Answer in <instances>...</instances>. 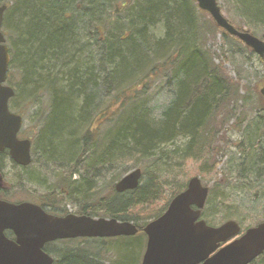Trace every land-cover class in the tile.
Wrapping results in <instances>:
<instances>
[{
    "label": "trees",
    "instance_id": "16d2710c",
    "mask_svg": "<svg viewBox=\"0 0 264 264\" xmlns=\"http://www.w3.org/2000/svg\"><path fill=\"white\" fill-rule=\"evenodd\" d=\"M225 1L253 34L264 31V0ZM195 3L0 0V7L7 6L3 30L6 26L10 75L12 79H25L23 86L17 83L15 87L12 110L18 113L17 100L22 104L25 100L30 108L40 99L32 93L43 88L49 101L38 126L41 156L49 162L75 161L74 168L88 163L83 175L73 169L62 175L54 192L42 202L49 213L57 214L54 209L65 207L67 198L72 197L73 203L84 204L78 215L134 222L140 229L138 235L146 238L142 229L163 215L186 184L175 187L165 204L141 218L140 223L139 209L146 212L163 196L159 189L150 187V181L142 185L143 179L153 180V174L144 170L141 184L134 191L119 194L114 185L112 195L100 197L101 190L97 191L99 180L106 174L103 171H110L115 161L133 156L155 158L156 164L165 166L162 172L176 167L179 161H192L199 164L200 174L213 175L216 184L211 190L215 193L220 184L221 161L217 156L224 154L215 149L216 142L223 141L224 133L233 129L245 131L243 141L247 139V143L235 147L241 155L239 161L233 155L229 163L241 168L236 179L247 189L250 180L256 178L257 192L264 189V157L258 152L264 137V101L258 92L264 78L256 88L247 87V94H242L241 80H233L225 71L231 59L225 58L224 50L231 42L242 45L240 40L218 28ZM241 50L246 61L253 56L245 48ZM18 70L20 77L16 75ZM161 80L169 86L170 98L160 121L155 122L150 119L154 110L148 108L149 95ZM112 92L115 95L106 109L97 110ZM250 103L255 106L252 118L248 110L247 115L244 112ZM244 125L257 133L262 131L260 138H247ZM107 126L110 128L106 131ZM46 128L49 130L44 134ZM101 142L105 144L102 148ZM76 174L81 183L71 186L70 194L65 188ZM72 193L79 194L73 197ZM66 214V209L58 213ZM220 214L223 222L238 217L225 210ZM85 262L72 255L64 264Z\"/></svg>",
    "mask_w": 264,
    "mask_h": 264
},
{
    "label": "water",
    "instance_id": "95a60500",
    "mask_svg": "<svg viewBox=\"0 0 264 264\" xmlns=\"http://www.w3.org/2000/svg\"><path fill=\"white\" fill-rule=\"evenodd\" d=\"M196 2L218 28L238 38L264 62V41L249 28L237 29L218 0ZM6 10V5L0 7V152L9 150L16 163L28 166L31 142L19 139L23 119L9 109L15 92L6 85L10 66L9 49L2 32ZM260 97L264 101V85ZM142 177L141 169L134 170L115 189L118 193L136 190ZM208 197L209 188L201 179L191 178L167 211L143 229L147 246L142 264H251L264 254V223L235 239L241 233L236 221L212 227L201 219ZM7 229L15 233L16 241L5 238L3 232ZM138 232L137 226L128 221L72 214L58 217L33 204L16 206L0 200V264H53L54 260L43 251L48 243L77 238L131 237Z\"/></svg>",
    "mask_w": 264,
    "mask_h": 264
},
{
    "label": "rangeland",
    "instance_id": "374dc122",
    "mask_svg": "<svg viewBox=\"0 0 264 264\" xmlns=\"http://www.w3.org/2000/svg\"><path fill=\"white\" fill-rule=\"evenodd\" d=\"M218 1L219 6L223 10L224 14L236 28H248L243 24L242 20L239 18V16H237V13L231 8L228 2H226L225 0ZM195 6H197L196 3ZM80 9L85 8L81 6ZM6 31L7 28L5 26L3 32ZM254 35L262 39L264 31H258L257 33H254ZM218 40L220 41L219 37ZM241 48H245L247 50V48L244 47L243 44L240 45L234 42L228 43V45L224 48L225 58L229 57L231 59V63H226L225 71L233 80H241L242 94L245 95L247 94V87L256 88V85H258V83L263 80L264 62L261 60L263 62L261 63L260 58L253 53V56H251V58L247 59L246 61V58L240 55V52H242ZM215 52L219 54L220 50L218 48H215ZM248 53L250 54L251 52L248 51ZM216 63H218V61H216ZM20 73V70H18L16 75L20 77ZM17 83H20L19 79H13V84L15 86H18ZM263 85L264 83L262 84V86ZM169 90V86L166 87V81L161 80L156 83L155 87L149 95L150 106L148 108L154 110L150 119L155 122L160 121L162 111L169 101ZM114 95V92L107 94L106 97H104L102 106L97 110L106 109L107 105L109 104V99ZM48 101L49 99L47 95H43L42 97H40V100H37L36 103L39 102V105H42L41 109L40 106L36 103L30 108H27L23 106V104L21 103L22 101L18 102L17 100L15 102V104H19L17 105V108H19L17 110L18 114H20L24 118L22 137L30 139L32 142L34 141L32 149L33 163L27 171L20 169L14 170L12 164H9L10 167L8 169H10L11 171H6V179H8L9 183L8 188H12L13 190L7 197L10 200H21L25 198L42 203L43 201H45L48 194L54 192V187L62 181L61 177L62 175L65 176L67 170H77L80 175H83L82 173L87 172L86 164L88 163H85V165L81 163L78 167L74 168L73 165L75 164V161L49 162L47 160H44L41 156L42 152L40 150V142L38 141V126L43 122V119L46 115V112H44V110L48 106ZM248 106L250 107L244 109V112L247 115L248 110L250 112L248 116L249 118H252L255 115V106L253 103H250ZM245 126L246 125H244V129L247 130V138L252 136H258L260 138V134L262 131L259 130V132L257 133L255 128L249 129ZM106 128L107 131L110 127L107 126ZM48 130L49 128L44 129L45 133H43L46 134ZM82 133H84V130L82 131ZM78 134H80V132L77 133V135ZM244 139L245 131L238 132L233 129V131H226L224 133L223 141L216 142L215 149L222 151L224 154L217 156V160L221 161V165L218 168V182L220 184L217 187L218 189L216 188L217 190L215 191V193L211 190L216 184L213 175L200 174L199 164L196 162L189 161L184 163L183 161H179L177 162L178 164H176V167L172 166L173 168H171V170H165L164 172H162L165 166L156 164L155 158L146 159L139 156L128 157L122 160L119 159L118 161L114 162L113 168H111L110 171H103V173L106 174L102 177L101 180H99L97 192L101 190L100 197L109 194L112 195L111 187H113L117 182L121 181L128 173L137 169H141L142 171L148 170L149 175L153 174V180L149 178L143 179L142 185H145L150 181V187L153 189H159L161 193H163V196L159 201H157L150 207H147V209L149 210H147L146 212L144 210L143 213V210L139 209V221L140 223H142V219L144 217L153 212V210L157 211L165 204L166 199H169V197L172 195V190H174L175 187L181 186V184H186L187 186L191 178L199 177L203 185L208 187L210 190L208 200L212 199L211 203L210 201H208V203L206 204L203 210L202 219L208 225L212 227H218L228 221L227 220L223 222V217L220 213H223L224 210L225 212H233L238 217H232L229 219V221H236L241 225L243 232H245L248 229L255 228L258 225L264 223V189H261V191L257 192V188L255 186L256 178L250 180L251 189L249 187H247V189H243L241 187L242 182L239 179H236V175L241 169L240 166H231L229 164L233 155L235 156V159H238V161L241 158V155L237 154L235 147L236 145L247 143V139L243 141ZM34 143L36 144V146L34 145ZM70 145L71 143L69 144V146ZM179 145L183 146L182 143ZM100 146L102 148L105 146V144L101 142ZM173 151H175V149H173ZM258 152L264 157V137L259 143ZM1 159H6V157H2ZM245 160L246 159H244V162H246ZM79 174H76L72 179L73 183L69 184V187L67 189L65 188V190L70 194L71 192H73L71 191L70 187L74 185L77 186L81 183ZM22 176H24V178ZM156 178H158V181H156ZM82 190L84 189H81V191ZM81 191L79 193H81L82 195L83 192ZM77 195L72 193L73 197H76ZM71 198H67V204L65 207H62L61 209H54V212H57V214L55 215H58V213L64 211V209H66V211L70 214H76L81 211V209L84 207V204L82 202L73 203L75 201H72ZM55 201H59V198L56 197ZM223 204L225 205L223 206ZM220 205L221 208L219 209ZM48 209L53 210L51 208ZM146 242L147 239L145 238V236L143 237V235H137L131 238L123 237L92 239L86 244H84V241L57 242L49 245L48 247L54 252L66 249L78 250L84 247L81 249V252L79 253L80 255H78V257L80 260H83L84 255L89 254L91 258L90 260H87L85 262L87 264H140V261L142 260L144 252L146 250ZM252 264H264V256L262 258H259Z\"/></svg>",
    "mask_w": 264,
    "mask_h": 264
},
{
    "label": "flooded vegetation",
    "instance_id": "af4514ba",
    "mask_svg": "<svg viewBox=\"0 0 264 264\" xmlns=\"http://www.w3.org/2000/svg\"><path fill=\"white\" fill-rule=\"evenodd\" d=\"M9 55H10V72H9V76H8V83H9V86L12 87L16 93V89H15V85L13 84V79L11 77V53H10V50H9ZM25 79L23 78H19V81H20V85L23 86V82H24ZM29 94V93H28ZM32 94H35L37 95V97H42L44 94V90L43 88L41 89H37L34 93ZM26 96V95H25ZM40 100V99H39ZM22 101V100H21ZM21 101H18V102H21ZM23 102V101H22ZM21 102V103H22ZM26 101L24 100V104L23 106L24 107H27L28 105V102L25 103ZM37 105H39V102L36 103ZM35 105V104H34ZM33 106V105H32ZM40 106V109L42 107V105H39ZM21 137V136H20ZM22 139H25L22 137ZM2 157H6V159H1ZM31 157H32V161L31 163L28 165V166H21L19 165L18 163H16L11 155H10V152L8 150H5L4 152H0V200L1 201H4V202H7V203H10L12 205H21V204H26V203H29V204H33V205H36V206H39L41 207L43 210H45L48 214L50 215H53L52 213H49L48 210L43 206L42 203H40L39 201H34L32 199H21V200H10L8 199L7 197L9 196V194L13 191L12 188L9 189L8 186H9V183H8V179H6L7 177V173L6 171H9L10 169H8L10 166L9 164L11 165L12 164V167L14 168V170L16 169H20V170H28V168L32 165L33 163V152L31 151ZM7 161V162H6ZM8 163V164H7ZM7 169V170H6ZM11 171V170H10ZM24 178V176H22ZM26 180H27V177H26ZM36 182V181H34ZM69 214V213H68ZM73 214V213H72ZM67 215V214H66ZM66 215H59L61 217H64ZM73 215H77V216H81V215H78L77 213L76 214H73ZM3 235L5 236L6 239H8L9 241H16V236H15V233L10 230V229H7L3 232ZM92 238H77V239H65V240H57V241H54V242H51V243H48L45 245L43 251L48 254L53 260V264H64L65 262V258L67 256H78L80 255L79 253L81 252V249L84 248H80V249H76V250H72V249H66V250H59V251H52L48 246L51 245V244H54V243H57V242H79V241H84V244L88 243L89 241H91ZM91 256H89V254H85L84 255V260L87 261V260H90ZM140 264H141V261H140Z\"/></svg>",
    "mask_w": 264,
    "mask_h": 264
}]
</instances>
